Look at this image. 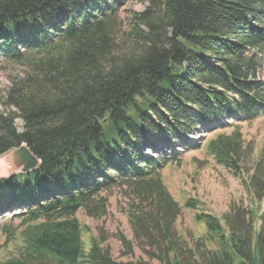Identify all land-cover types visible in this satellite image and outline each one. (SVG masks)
<instances>
[{
  "label": "trees",
  "instance_id": "16d2710c",
  "mask_svg": "<svg viewBox=\"0 0 264 264\" xmlns=\"http://www.w3.org/2000/svg\"><path fill=\"white\" fill-rule=\"evenodd\" d=\"M129 1L0 0V58L30 72L3 103L0 156L25 145L40 161L0 180V220L19 211L22 243L0 264H264V164L243 180L249 150L237 123L264 117V0H135L148 7L130 11L124 32ZM204 131L207 154L241 181L250 210L232 203L216 217L168 192L166 163ZM115 187L132 198L122 256L134 243L149 261L116 262L103 239L82 241L76 213L103 218L100 194ZM182 209L206 233L192 247L175 230ZM14 234L0 225L5 241Z\"/></svg>",
  "mask_w": 264,
  "mask_h": 264
},
{
  "label": "rangeland",
  "instance_id": "374dc122",
  "mask_svg": "<svg viewBox=\"0 0 264 264\" xmlns=\"http://www.w3.org/2000/svg\"><path fill=\"white\" fill-rule=\"evenodd\" d=\"M147 7L146 1L139 3L130 0L127 3L119 15L124 32L128 31L130 11L143 12ZM258 57L263 64L258 77L264 80V51L258 53ZM25 69L18 64L8 63L0 59V112L5 111L3 103L14 83L21 81L25 74L30 73ZM226 122L232 123V120ZM14 124L16 130L22 132V121L17 119ZM238 125H240L242 139L249 150L242 170V178L247 181L252 174L254 165L258 161H262L264 164V117H258L251 122H239ZM231 130V127L218 128L215 133L229 134ZM194 136V139H199L198 147L193 150H186L185 154L181 150L184 148L178 149V155H176L178 163H168L161 172L163 183L168 192L180 203H184L189 198L197 200L199 202L198 212H206L216 217H221L227 213L232 203L250 210L251 200H249L241 181L218 166L207 154L205 144L212 137V134L200 132L195 133ZM147 153L150 154V152ZM100 195L107 199V213L103 218L99 220L90 219L82 210L76 213L85 245L89 246V238L103 239L101 247L108 251L110 257L116 262L149 261L134 243L132 255L130 257L122 256L124 248L119 242L118 236L122 235L133 242L128 222V211L132 198L129 197L128 191L124 187H115L108 192H102ZM259 206L258 215L263 210V202ZM194 215V211L182 209L181 215L175 223L178 237L186 240L189 247L193 246L195 240L205 236L203 225L195 222ZM7 217L9 218V216ZM1 224L14 231L15 234L11 241H5V238L0 235V261L17 256L21 246L19 230H17L18 220L10 219V223L3 221ZM258 227L259 223L256 222V231ZM206 247L208 249L213 248L210 245ZM152 263L156 262L153 261Z\"/></svg>",
  "mask_w": 264,
  "mask_h": 264
},
{
  "label": "water",
  "instance_id": "95a60500",
  "mask_svg": "<svg viewBox=\"0 0 264 264\" xmlns=\"http://www.w3.org/2000/svg\"><path fill=\"white\" fill-rule=\"evenodd\" d=\"M39 165L40 162L31 154L28 148L21 145L18 149H14L0 157V179L30 173L35 171Z\"/></svg>",
  "mask_w": 264,
  "mask_h": 264
},
{
  "label": "bare ground",
  "instance_id": "6f19581e",
  "mask_svg": "<svg viewBox=\"0 0 264 264\" xmlns=\"http://www.w3.org/2000/svg\"><path fill=\"white\" fill-rule=\"evenodd\" d=\"M255 71H256V70H255ZM209 144H210V143H209ZM147 152H150V151H147ZM147 152H146V153H147ZM147 154H148V153H147ZM150 154H151V152H150ZM228 159H229V158H228ZM236 176H237V175H236ZM247 190H248V189H247ZM221 233H222V232H221ZM205 234H206V233H205ZM222 234H223V233H222ZM222 234H221V235H222ZM216 236H218V235H216ZM216 236H214V237H216ZM222 236H223V235H222ZM224 239H225V238H224ZM224 239H223V240H224ZM206 240H207V239H206ZM227 240H228V239H227ZM104 241H105V240H104ZM254 246H255V245H254ZM255 250H256V249H255ZM255 253H256V252H254V255H255ZM233 256H234V254H233Z\"/></svg>",
  "mask_w": 264,
  "mask_h": 264
}]
</instances>
